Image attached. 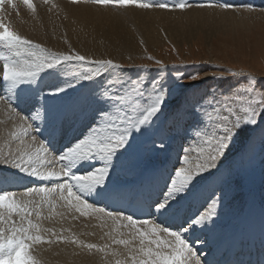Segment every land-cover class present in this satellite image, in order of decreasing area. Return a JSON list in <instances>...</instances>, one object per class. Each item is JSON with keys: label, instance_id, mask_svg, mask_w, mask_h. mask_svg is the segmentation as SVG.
<instances>
[{"label": "snow or ice", "instance_id": "snow-or-ice-1", "mask_svg": "<svg viewBox=\"0 0 264 264\" xmlns=\"http://www.w3.org/2000/svg\"><path fill=\"white\" fill-rule=\"evenodd\" d=\"M43 2L50 11L60 7ZM83 2L257 8L252 0ZM19 4L37 11L33 0H0V113L13 122L9 148L0 151V264H43L40 246L60 243L98 257L96 264H220L210 246L224 233L231 178L257 143L264 160V76L209 62L216 83L198 87L193 82L208 74L154 57V66L125 68L74 49L53 52L4 23ZM53 76L67 78L46 85ZM241 137L238 160L232 153ZM81 217L99 221L100 233L72 231Z\"/></svg>", "mask_w": 264, "mask_h": 264}, {"label": "rangeland", "instance_id": "rangeland-1", "mask_svg": "<svg viewBox=\"0 0 264 264\" xmlns=\"http://www.w3.org/2000/svg\"><path fill=\"white\" fill-rule=\"evenodd\" d=\"M51 2L60 6L56 9L59 18L54 15H49L48 22L54 23L55 30L59 31L58 36L62 39L58 40L55 44H50L51 39L49 37H44L43 35L36 38L29 37V39L44 45L53 52H71L74 49L78 52L81 51L80 54H87L92 59H100V56L109 55V52L104 51L103 48L115 47L117 49L116 52L113 55L104 58H116L113 60L117 63L123 64L125 68H128L130 64H150L154 66L155 60L149 59V57H154L180 71L193 72L198 69L202 75L207 71L211 74L218 71L217 68L209 63L212 62V64H219L222 67L232 68L235 71L244 69L246 73H252L257 77L264 76V12L260 11L261 2H264V0L253 1L257 6L255 12H235L236 14L233 16L234 18L236 17L235 20L230 21L228 17H226L221 24L220 22L214 23L212 28L204 27L198 30L195 29L193 32L194 36L190 37L187 35L189 39L183 34H180V42L173 41L168 33H166V30H169V28L174 29L175 21H180L178 26L181 28L193 23L194 20L188 16H183L185 14L183 12H180V14H178L179 16L173 14L171 19H167L166 21H159V25L166 30L164 32L161 31V38L158 41L153 36L144 34L135 23L136 19H132L126 15L111 18L109 11L112 9L119 10L120 8L109 9V7H99L89 3H83L82 6L90 5L92 7V9H84L80 7H70V5H77L74 3L63 5L64 3L62 0H51ZM145 2H150V0H145ZM48 5L51 6V4ZM9 9L11 10V8ZM137 9L138 11L143 10L140 8ZM147 10L150 12H168V10H159L155 8ZM179 11L180 10H175L172 11V13H179ZM191 13L199 14L200 12ZM75 20L78 25V39H74L70 29L67 30L65 27V25L68 26L72 23H76ZM112 20H115L117 23L116 35L112 37H103V30L105 28L102 27L100 23ZM27 32L28 31H26V33ZM79 40L85 42L88 46L84 45ZM110 40H131L136 42L133 43V45L137 46L134 50H124L110 43ZM68 43L70 45H68ZM78 43L80 44L77 45ZM65 45L68 46L66 47ZM71 45H74V47H71ZM83 46L86 49L82 48ZM91 49H95V51L98 49L100 50L94 54ZM181 61H184L185 63H180ZM68 67L72 71L76 70L71 65ZM66 78L67 77L56 76V80L51 82L49 79V83L59 84ZM208 78L205 79L203 84L193 82V85L206 87L209 84L216 83V81L213 80L212 75L209 78L211 81H207ZM243 146L244 138L241 137L235 145L232 156H237L243 149ZM236 158L239 160V155ZM241 183L243 184L244 191L248 194L254 191H260L264 196V160H262L258 143L255 150L249 152L244 157L239 169L231 178L230 197L232 200L241 201L240 196L237 193L238 190H240L239 186ZM235 188H237V192L235 191ZM241 192L242 191H239L240 195ZM233 193L239 196L238 200ZM240 204L236 209L239 208ZM230 217V215H227L223 222L226 224Z\"/></svg>", "mask_w": 264, "mask_h": 264}, {"label": "bare ground", "instance_id": "bare-ground-1", "mask_svg": "<svg viewBox=\"0 0 264 264\" xmlns=\"http://www.w3.org/2000/svg\"><path fill=\"white\" fill-rule=\"evenodd\" d=\"M62 1L64 3L63 5L72 3L70 2L71 0H62ZM253 1H257V0H252V2ZM33 3L36 4L37 6L36 13H32L23 4H19L17 10H13V9L10 10L8 8L7 15L4 16V23L7 24L12 30L16 31L18 34L25 36L26 38L27 37L36 38V37H40L43 35L44 37H49L51 39L50 44H55L58 40L62 38L58 36L59 31L55 30L54 23L48 22V18L50 17L49 15H54L59 18V14L57 10L55 9V10L50 11L51 6H49L48 4L47 5L44 4L43 0H33ZM83 3L85 4V2L81 0L80 4L70 5V7H80L84 9H92L90 5L82 6ZM180 12L185 13L183 16H188L189 18L193 19L194 20L193 23L188 24L184 28H181L178 26V23L180 21H175L174 29L169 28V30H166L165 28H162L159 25V21H162V20L166 21L167 19H171V16L173 14L178 15L180 14ZM191 12H200V13L192 14ZM237 12H241V11H236V13ZM236 13L233 11H224V10L215 9V8H198V7H193L190 10H186V11H179V13L177 12L172 13V11L169 12V10L168 12H161V11L150 12L147 9L138 11L137 7H133V6H130L127 8H120L119 10L112 9L111 11H109V15L111 18H117L119 16L126 15L132 19H136L135 23L138 25L140 30L144 34L153 36L158 41L161 38V34H162L161 31L164 32L166 30V33H168L169 37L175 42H180V34H183L186 38H188L187 35L190 37L194 36L193 32L195 31V29L198 30L204 27L212 28L214 23L220 22L221 24L226 17H228L230 21L235 20L236 17L234 18L233 16ZM100 25L105 28L103 30V33H104L103 37H112L116 35L117 23L115 22V20H112L109 22L104 21L100 23ZM65 27L67 28V30L70 29V32L74 39H78L77 38V30H78L77 22L72 23L71 25H68V26L65 25ZM26 31L28 32L26 33ZM81 42L84 45H87L85 42L83 41ZM109 42L124 50H134L136 49V46H137V45H133V43H136V42L131 41V40H120V41L110 40ZM79 44L80 43H78L77 45ZM68 45L70 44L68 43ZM71 47H74V45L73 46L71 45ZM82 48H85V47L83 46ZM0 50H4L2 43H0ZM99 50L100 49L95 51V49H93L92 52H94L95 54ZM103 50L108 51L109 55L100 56V59H105L104 57L113 55L117 49L115 47H105L103 48ZM113 59H116V58H113ZM206 74H208L206 78L208 77L210 78L211 73L207 71ZM209 78L207 79V81H211L209 80ZM55 80H56V76H53L50 78L51 82ZM45 84H50L49 80L46 81ZM2 87L3 85L2 83H0V88ZM12 128H13V122H10L8 120L7 114L0 113V151L6 152L8 150L9 144L7 143L6 137H8V134L12 130ZM72 138L73 136L70 135L69 139H72ZM175 146H178V145H175ZM235 191H237V189ZM239 204H240L239 208L236 209ZM259 209H262L264 211V202H261L260 199H257L256 194L252 195L247 202L232 200L230 197L228 215H230L231 217L228 219V222L224 224L225 226L223 229L224 231L223 234L224 236L227 237V240L223 245L217 246V243L216 245H211L213 246L212 252L218 251L221 247H222V252L226 251L227 246L231 244L232 234H230V231L233 228H235V230L232 233L236 232L238 229H242V231L245 232L246 229L248 228L249 231L251 229H254V231L256 232L254 239H257V237H259V239H261V237H264L261 231V223L258 220L260 219V216L258 213H256V211ZM263 220H264V215H263ZM84 224L95 225L96 227L85 228ZM99 224H100L99 221L90 220L84 217H81L79 220L71 222L72 231L77 232V233L94 230L99 234L101 231V229L99 228ZM46 226H52V225L46 224ZM68 226H69L68 224L64 225V227H68ZM59 228H60V225L55 226L56 230H59ZM79 238L84 239L87 242H96L98 240V235L97 236L81 235ZM197 247H199V245H197ZM78 251L79 249L76 246L65 245L63 243L53 244V245L43 244L40 246V252H39L38 258L42 259L43 264H96L98 257L87 255L84 253H80L79 255L73 254L74 252H78Z\"/></svg>", "mask_w": 264, "mask_h": 264}]
</instances>
